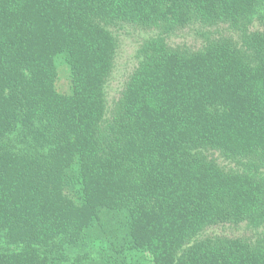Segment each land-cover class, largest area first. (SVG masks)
Instances as JSON below:
<instances>
[{"label":"trees","instance_id":"trees-1","mask_svg":"<svg viewBox=\"0 0 264 264\" xmlns=\"http://www.w3.org/2000/svg\"><path fill=\"white\" fill-rule=\"evenodd\" d=\"M0 264H264V0H0Z\"/></svg>","mask_w":264,"mask_h":264},{"label":"rangeland","instance_id":"rangeland-1","mask_svg":"<svg viewBox=\"0 0 264 264\" xmlns=\"http://www.w3.org/2000/svg\"><path fill=\"white\" fill-rule=\"evenodd\" d=\"M195 28L197 27L183 32L181 31L179 36L174 37L173 39L176 41H188L190 43L198 44L200 38L197 33H195ZM152 34L153 32L141 30L133 26H127L120 32V46L116 58V66L107 85V94L110 100L116 97L126 76L136 63L137 49H139L143 39ZM58 86L61 90H68L67 69L64 65H61L60 68ZM244 228L243 225L238 228L228 226L225 229L219 228V232L226 231L229 233H236L243 231Z\"/></svg>","mask_w":264,"mask_h":264}]
</instances>
